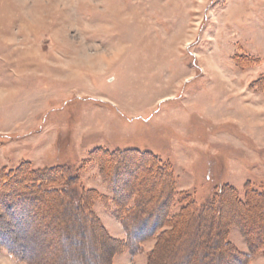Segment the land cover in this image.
Listing matches in <instances>:
<instances>
[{"label": "rangeland", "instance_id": "rangeland-1", "mask_svg": "<svg viewBox=\"0 0 264 264\" xmlns=\"http://www.w3.org/2000/svg\"><path fill=\"white\" fill-rule=\"evenodd\" d=\"M25 164L0 264H264V0H0V178Z\"/></svg>", "mask_w": 264, "mask_h": 264}, {"label": "trees", "instance_id": "trees-1", "mask_svg": "<svg viewBox=\"0 0 264 264\" xmlns=\"http://www.w3.org/2000/svg\"><path fill=\"white\" fill-rule=\"evenodd\" d=\"M107 155L109 156V158L111 159V161L113 162V164H114V167H113V169H114V172H117V166L119 165V164H121V160L123 159V158H125V155L124 154H122V153H116V154H114V153H107ZM29 164H25V165H22V167H19L18 169H16L15 171H11V172H8V173H6L5 175L3 174L2 175V178H0V180H2L3 182L1 183V185H4L5 187L4 188H6L7 187V190H9V192H10V194H12L13 193V191H15L16 190V188L17 189H20L19 187H22L23 189H33L34 191H38V192H40L39 191V187H33V186H28L27 184H26V181H24L23 183H22V185H20V180L18 181L17 179H21L22 178V174H21V170L22 171H28V169H27V166H28ZM29 167V166H28ZM160 171H162V168L161 167H159L158 168ZM48 171V173H49V176H45V175H42V178H40L41 180H40V183L42 184L41 185V188H44L43 186H45L43 183H51V182H54V181H57L59 178H58V170L56 171V170H52V169H49V170H47ZM46 171V172H47ZM36 171H29V172H27V174H26V176H25V174H23V176H25L26 178L25 179H28V181H30V182H32L33 180H32V178L31 177H34L35 176V174H38L37 172L35 173ZM19 177H21V178H19ZM115 178V177H114ZM27 181V182H28ZM15 182V183H14ZM17 183V184H16ZM115 189V188H114ZM116 190V189H115ZM18 191V190H17ZM226 191H229L230 192V194H231V196H235L234 194V192H233V190L232 189H228V190H226ZM46 192V193H45ZM45 192H43L42 191V194H44V195H47V194H50V193H54V192H57L56 191V189H53V187L52 188H50V189H48V188H46L45 189ZM66 192H68L67 190H66ZM216 192V191H215ZM41 193V192H40ZM116 193V192H115ZM222 193V190H221V192H220V194ZM257 194H259V193H257ZM63 195V194H62ZM82 195L83 194H81V195H79V196H81L82 197ZM217 195V194H216ZM260 195H264L263 193H260ZM59 196V195H58ZM56 197V196H55ZM60 197V196H59ZM257 197V196H256ZM256 197H255V199H256ZM259 197V196H258ZM57 198V200H59L60 201V203H61V200L58 198V197H56ZM61 198V197H60ZM63 198V197H62ZM217 196H214V197H212L211 196V199L210 200H208V201H206L205 203H203V204H200V203H196L195 201H193V200H190L189 198H187L188 200H186V201H184V203H183V205H184V207L180 210V212H181V214L180 215H170L169 216V214H168V212L167 213H165V215H164V217L163 218H165L166 220H168V221H170V222H172L173 221V219H175V218H177V217H179V216H182L183 215V213L185 212V211H189L190 212V215H191V217H193L194 218V220L195 221H197V222H203L202 220H203V218L204 217H207V220H211V218L213 217V218H215V213H217L218 214V210L220 209V205H219V202L217 201ZM261 198H259V199H256V200H260ZM248 201V200H247ZM247 201L245 200V202L244 203H240L241 205H243V206H246L247 205ZM261 201H262V199H261ZM263 202V201H262ZM263 204H264V202H263ZM254 206L256 205L255 203L253 204ZM256 207V206H255ZM254 207V208H255ZM128 210V214L130 215V214H132V213H130V212H132V211H129L130 209H127ZM216 214V215H217ZM157 223V222H156ZM156 223H154V224H151L148 228H147V231H145V232H143V233H141V230L139 231L138 230V233H140V234H142V235H144V236H147V235H153L154 233L153 232H156L157 231V229L158 228H160V227H162L163 225H165V223L166 222H164V224L162 225V226H158L157 227V225L158 224H156ZM142 228V226L140 227V229ZM154 228H155V230H154ZM58 229V228H57ZM56 229V230H57ZM154 230V231H153ZM58 231V230H57ZM128 234V236H129V242H131V243H133V242H137V241H139L140 239H137V237H136V234H137V232H136V234H134L133 233V230L132 231H130V230H128V232H127ZM139 235V234H138ZM137 235V236H138ZM149 235V236H150ZM138 238H140V237H138ZM216 241V240H215ZM224 246H222L221 247V249H220V252H219V254L223 251V249H225L226 248V246L228 247L229 245H230V243H229V241H227V243H226V238H224ZM138 243V242H137ZM230 247V246H229ZM230 248H233V247H230ZM239 261V260H238ZM242 261H244L243 259H242ZM86 262L88 263L89 261L88 260H86ZM187 262V261H186ZM188 262L190 263V264H192L193 262H192V260L190 259H188ZM192 262V263H191Z\"/></svg>", "mask_w": 264, "mask_h": 264}, {"label": "bare ground", "instance_id": "bare-ground-1", "mask_svg": "<svg viewBox=\"0 0 264 264\" xmlns=\"http://www.w3.org/2000/svg\"><path fill=\"white\" fill-rule=\"evenodd\" d=\"M58 232V231H57ZM190 264V263H189Z\"/></svg>", "mask_w": 264, "mask_h": 264}]
</instances>
